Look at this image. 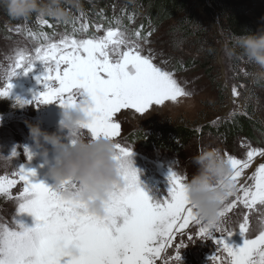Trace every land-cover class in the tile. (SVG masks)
I'll use <instances>...</instances> for the list:
<instances>
[{
	"label": "snow or ice",
	"instance_id": "6c2138e0",
	"mask_svg": "<svg viewBox=\"0 0 264 264\" xmlns=\"http://www.w3.org/2000/svg\"><path fill=\"white\" fill-rule=\"evenodd\" d=\"M34 51V55L17 53L0 97H9L12 89L9 81L18 72L27 75L36 62L45 65V74L37 78L45 90L31 102L55 103L61 108L80 105L86 116L82 128L89 137L114 142L117 150L114 159L123 187L110 194L107 216L100 221L88 215L78 200L63 195L70 182H64L59 189L33 182L35 172L23 166L13 173L18 179L0 176V196L13 198L11 189L18 182L23 184L15 197L18 218L11 223L0 221V264H156L158 259L169 264V257L162 256V252L170 246L177 250L173 259L180 264L179 249L186 244L183 240L173 242L177 235L185 236L184 230L192 224L198 226L197 236L202 239L218 234L213 243L226 256H212L217 264H264V226L255 238H250L247 215L238 230L244 238L243 245L234 249L225 243L236 232L227 226L228 213L233 208L238 204L246 208L257 203L264 205V164L248 177L250 184L240 180L253 158L264 156V149H250L245 160L224 154L232 170L230 199L220 212L222 225L206 226L189 205L183 176L170 169L168 198L152 202L138 186L131 150L116 142L120 125L113 117L122 109L144 114L153 105L175 102L178 97L189 95L174 74L156 66L151 56L142 55L139 45L127 41L119 29H108L98 38L64 36ZM232 94L238 95L235 88ZM16 103L23 106L29 101L17 98ZM12 155L17 152L13 150ZM24 155L31 160L27 148ZM71 189L77 191L76 185L71 184ZM24 216L32 218L30 226ZM187 238L193 239L191 235Z\"/></svg>",
	"mask_w": 264,
	"mask_h": 264
},
{
	"label": "rangeland",
	"instance_id": "374dc122",
	"mask_svg": "<svg viewBox=\"0 0 264 264\" xmlns=\"http://www.w3.org/2000/svg\"><path fill=\"white\" fill-rule=\"evenodd\" d=\"M79 1L59 0L60 11L65 12L66 8L75 6ZM82 1L86 3L83 8L86 12L87 6L91 8L93 4L102 2V0ZM127 1L111 0L115 6L114 9L113 6L110 7L111 19L93 21V24L90 23V28L84 21L83 15L70 17L69 13L65 20L35 13L25 19H14L8 15L5 6L0 4V90L6 85L7 73L14 64L18 52L34 55L35 48L49 41H59L64 36H73L76 39L98 38L103 37L108 29H119L124 33L127 41L139 45L142 55L151 56L156 66L173 73L178 84L189 93L188 96L178 97L175 102L166 101L160 106L153 105L144 114H138L132 109H122L113 117V120L120 125V135L116 138V142L131 150L130 159L132 167L137 172L138 186L146 192L152 202L159 203L168 198L169 170L173 169L186 181L189 180L196 173L194 158L201 151L214 149L222 156L228 153L237 159L245 160L247 151L252 148L264 149V145L259 141L254 144L239 137L226 139L224 142L223 135L219 131L215 135L208 134L201 139L196 137L189 139L181 147L178 146L177 150L170 151L160 148L157 144L147 143V136L158 135L159 131L163 132L174 127L198 131L207 126L216 130L220 118L231 117L246 110H251L252 118L260 122L264 131V68L248 62L243 54L236 58L232 55L235 58L232 59L226 34L207 17H204L205 25L210 27V31L206 34V38L197 43L195 38L194 42L191 39L186 42L179 40L175 35L174 29L178 25V18L162 23L157 29L151 26L153 31L149 35L148 32H144L146 28L141 31L137 26L145 11H141V14L133 18L124 15V10L121 9ZM41 2L47 4L49 0H41ZM233 2L244 9V17L252 21L256 33L264 31V0H233ZM200 11L201 9L198 8V12ZM138 31L141 36L138 35ZM142 33L145 35L142 36ZM185 60H188V63L191 60L200 61L199 64L194 63L182 69L177 63H183ZM202 63L204 67L201 66ZM45 67L40 62H36L33 70L27 75L18 72L9 81L12 84L9 97H0V176L18 179L13 177V173L19 170L18 167L23 166L35 172L33 182L52 186V182L46 176L47 168L43 160L39 154H32L27 125H39L42 131L61 136L64 143H71L72 140L66 130L58 129L61 107L55 103L37 105L31 102L35 95L45 90L43 85L37 82V78L45 74ZM129 71L133 72L131 69ZM233 88L236 89L237 96H233ZM17 98L29 103L21 106L16 103ZM84 133L89 136L87 130H84ZM166 140L171 142L172 139ZM47 147L48 159L51 163L54 153L50 146ZM25 148L29 150L31 160L24 155ZM13 150L17 152L16 156L12 155ZM261 164H264V156L254 157L250 167L242 173L241 182L250 184L248 177L252 176ZM22 187V182H18L11 189L13 198L0 196V221L11 223L14 218H18V201L15 197ZM245 215L249 218L247 235L255 238L264 226V205L257 203L251 208H246L243 204H238L228 213L227 226L236 232L226 238L225 243L234 249L242 246L244 242L238 230L239 223ZM23 220L29 226L32 223L31 217L24 216ZM118 223H122V220H118ZM184 231L186 235L183 237L177 235L173 242L175 244L183 240L186 244V247L179 249L180 264H217L211 259L212 256H226V253L217 250L213 243V240L218 238L217 233H213L212 238L202 239L197 236L198 226L195 224ZM188 235L193 239L188 240ZM176 254L177 250L171 246L162 252V256L169 257V264H179L173 259ZM156 264H163V260L158 259Z\"/></svg>",
	"mask_w": 264,
	"mask_h": 264
},
{
	"label": "clouds",
	"instance_id": "9594fccd",
	"mask_svg": "<svg viewBox=\"0 0 264 264\" xmlns=\"http://www.w3.org/2000/svg\"><path fill=\"white\" fill-rule=\"evenodd\" d=\"M5 9L14 19H25L32 14L55 16L65 19L59 8V0H5ZM242 54L247 61L264 68V31L245 33L240 37ZM86 116L81 106L62 108L58 129L66 130L75 143H64L61 136L42 131L39 125H27L32 154H39L47 168L46 176L52 187L60 188L70 182L63 192L84 205V211L97 220L107 216L110 194L123 187L118 162L114 159L117 150L113 141L105 138L92 139L86 136L82 125ZM50 146L54 159L49 162ZM196 173L185 182L186 196L196 217L211 228L221 226L220 216L224 204L230 199L231 167L217 150L206 149L195 158ZM76 185L77 191L71 189Z\"/></svg>",
	"mask_w": 264,
	"mask_h": 264
},
{
	"label": "trees",
	"instance_id": "16d2710c",
	"mask_svg": "<svg viewBox=\"0 0 264 264\" xmlns=\"http://www.w3.org/2000/svg\"><path fill=\"white\" fill-rule=\"evenodd\" d=\"M0 4L5 6V0H0ZM93 5L91 8L87 6L88 11L86 12L83 9L86 3L80 0L73 6L75 10H73V7H69L62 13L66 15L69 13L70 17L83 15L82 17L87 23L88 28H90V23L93 24V21L99 22L102 19H111L112 11L110 7L113 6V9L115 7L111 3V0H102V2ZM123 7L121 10H124V15L126 14L132 18L141 14V11L146 12L140 22L137 23V26L138 28L140 27L141 31L146 28L144 32L148 33H152L153 31L151 26L157 29L162 23L178 18V25H176L174 33L179 40L186 42L189 39L193 40L195 38V43H197L199 40L202 41L204 37L206 38V34L210 31V27L205 25L204 17H207L213 24L216 23L218 25L220 31L222 29L224 34H226L229 50L231 51V56H229L232 59H235L238 55H242L240 37L246 32L256 34V28L252 24V21L244 17V9L236 6L233 0H128L124 3ZM198 8L201 9V13L198 12ZM138 35L141 36V33L139 32ZM144 35L142 33V36ZM236 48L238 49L236 50ZM199 61L194 62L191 60L188 63V60H185L183 63L178 62L177 65L183 69L194 63L199 64ZM201 66L204 67L205 65L202 63ZM217 123L218 127L216 130L207 126L198 131L184 127H174L163 132L159 131L158 135L147 136L146 141L147 143L157 144L160 148L175 151L178 146L181 147L189 139L195 137L201 139L205 135H215L216 132L220 131L224 142H226V139L239 137L254 144L259 141L260 144L264 145V131L260 122L252 118L251 110L236 113L231 117L220 118ZM169 138L173 140L171 142H174V144L166 140Z\"/></svg>",
	"mask_w": 264,
	"mask_h": 264
}]
</instances>
